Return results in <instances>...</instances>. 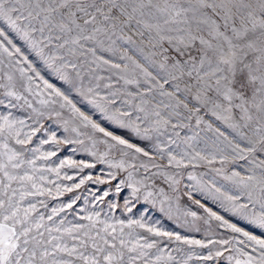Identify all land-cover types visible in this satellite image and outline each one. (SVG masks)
Wrapping results in <instances>:
<instances>
[{"label": "snow or ice", "instance_id": "6c2138e0", "mask_svg": "<svg viewBox=\"0 0 264 264\" xmlns=\"http://www.w3.org/2000/svg\"><path fill=\"white\" fill-rule=\"evenodd\" d=\"M133 37L139 38V44L123 47L136 45ZM118 41L122 42L120 46ZM130 52L147 65L129 55ZM0 53L7 54L10 63L18 66L21 78L28 82L26 91L41 97V105H58L69 112L71 120L78 122L72 129L78 136L81 127L91 129L89 138L93 146L98 139L95 134L99 133L104 138L99 142L107 145L109 151L117 149L122 157L132 161L138 156L151 159L148 150L106 125L131 131L141 140H151L154 133L160 134L169 127L178 137L180 133L176 130H191V121L195 118L197 128L203 124L228 142L232 161H246L248 165L246 175L238 171L228 175L223 168L215 169L242 190L239 195L225 193L214 182L203 189L208 196L219 200L238 222L229 221L200 204L220 227L242 239L236 236L206 242L188 239L157 224L146 223L143 216L138 220L112 223L110 217L100 219L97 212L78 217L79 221L87 223L69 221L67 217L57 221L61 212L73 209L79 197L53 207L47 216L40 211L41 207H48L43 198L71 192L79 188L84 179L64 185L49 180L44 173H55L59 177L62 168L77 161L61 160L56 168L38 169L36 161L47 160L56 155V151L33 148L29 150L33 158L29 159L23 147L17 150L9 142L20 146L31 143L42 125L35 127L23 119H13L10 114L2 115L0 264H187V260L177 259L159 246L162 241L155 238L161 237L201 248L229 245L235 240L245 248L250 247L254 254L237 249L246 258L237 260L236 264H264V0H0ZM117 53L124 63L110 58ZM153 67L155 72L149 70ZM85 68L94 74L87 85ZM110 69L115 70L112 75L116 80L113 82L111 75L107 77L108 82L103 85L106 91L102 92L99 81L105 77L95 73ZM7 80L8 84H0L4 95L21 100L12 83L13 77L8 75ZM121 81L123 85L117 87ZM155 92L168 102L161 99L153 103ZM24 103L32 107L28 100ZM161 106L170 109L167 115L162 113ZM205 116L227 125L234 137L229 139L218 128L213 129ZM48 143L83 141L59 140L53 132L50 139L40 141L41 146ZM173 143L175 141L169 139L168 144ZM156 151L163 158L166 149L157 144ZM89 154L107 164L109 169L127 171L136 167L127 159L108 160V153L97 156L93 151ZM167 156L168 165L175 168L189 164L196 167L201 160L212 164L219 159L221 165L229 160L228 154L217 156L203 150L191 155L187 151L179 154L168 151ZM78 163L95 167L85 161ZM140 166L146 170L149 167L147 163ZM154 175H164L170 186L180 183L167 173ZM107 176L109 181L117 179L116 172H109ZM72 178L65 175V179ZM188 179L199 185L193 173L188 174ZM125 187L130 192L124 197V207L131 212L133 201H138L141 193V186L132 181L131 172L127 180L120 179L116 183V196H120ZM110 191H105L103 196L107 197ZM159 192L164 195L163 188ZM153 195L146 191L144 200L148 201ZM187 195L191 199V194ZM163 204L162 201L161 212L165 211ZM108 207L115 209L117 205L109 203ZM190 215L196 217L195 212ZM125 228L129 229L127 233ZM137 228L154 238L140 235L135 231ZM222 255L223 251L217 249L214 255L210 250L199 258L210 261ZM228 260L231 264L232 257Z\"/></svg>", "mask_w": 264, "mask_h": 264}, {"label": "rangeland", "instance_id": "374dc122", "mask_svg": "<svg viewBox=\"0 0 264 264\" xmlns=\"http://www.w3.org/2000/svg\"><path fill=\"white\" fill-rule=\"evenodd\" d=\"M133 39L136 40V45H123V47H136L139 44V38L133 37ZM17 43H19V41H17ZM121 43L122 42L118 41V46H120ZM145 54H147V49L145 50ZM104 55L108 57L107 53H104ZM129 55H133L134 58L140 59L141 63L147 65V62L143 61V59L136 54L130 52ZM110 58L117 63L125 62L119 59V53ZM17 68V65L10 63L7 54L0 53V84H8L7 76L11 75L13 77L12 83L15 85V91L22 97L19 101L6 97L4 95V89L0 88V101L4 102V104H0V116L10 114L13 119H23L29 125L35 127H40L42 125V127H40V131L33 136L31 143L25 146H20L16 145L14 141H10V145L17 150H20L23 147L25 155L29 159L33 158V153L29 151L33 148L39 147L41 148V151H56V155L49 157L47 160L38 159L36 161L38 169H43L45 167L56 168L59 166L61 160L77 161V164H67L62 168L59 177H57L55 173L45 172L44 175L51 181H56L57 183L64 185H72L78 183L80 179H84V183L81 184L79 188H74L71 192L65 191L63 195L55 198H43L46 200L48 207H41L40 211L43 212L45 216L51 214V209L53 207H57L60 204H66L73 198L79 197L73 209L61 212L60 215L56 217L57 221L63 217H67V220L69 221L87 223V221H79L78 217L98 212L100 213V219L110 217L109 222L112 223L119 220L125 222L129 219L138 220L143 216L146 223L157 224L160 228L166 231L178 233L182 237L188 239L205 242L208 239L224 240L236 236V234H233L229 230L220 227L219 222L214 218H210L208 213L204 211V208L200 207V204H203L206 208L223 216L225 219L238 222L236 221V217L224 210L219 200L214 199L212 196H208L203 190L209 188L214 182L215 186L224 190L225 193L239 195L242 190L234 185L232 181L224 179V173L230 175L232 171H238L241 175L247 174L245 172V168L248 167L247 162L232 161L231 151L227 147L228 142L224 140L223 137L218 136L216 131L207 129L203 124L197 128L195 126V118H193L191 121V130L189 128L176 130L180 133L178 137L173 135V130L169 127L167 131H163L160 134L154 133L151 140H141L131 131L121 130L115 125H106L109 130L123 135L126 139L148 150L152 157L149 159V157L138 156L135 161H132L130 158L122 157L117 149L109 151L107 145L99 142V139H104L99 133L95 134L98 139L95 146H93V141L89 138L92 135L91 129L81 127L79 129L81 135L78 136L77 133L72 130L78 122L72 121L69 112L66 109H60L58 105H41L39 103L41 97L30 95L26 91L28 82L21 78V74ZM149 70L155 72L156 69L153 67ZM114 71L115 70L111 69L104 71L98 70L97 73H95V75L105 77L104 80L99 81L101 85L100 90L102 92L106 91L103 88V85L108 82L107 77L111 75L113 82H115L116 77L112 75ZM45 75L47 76V74ZM91 75L94 74L89 73L87 68H85L86 85L89 83ZM48 78L51 79V77ZM92 83L95 84L96 81L92 80ZM122 85L123 81H121L117 87ZM130 90L135 91V88H130ZM153 95L155 96V100L152 101L153 103H159L161 99L165 100V103L168 102L167 98L160 97L158 92L153 93ZM44 98H47L46 94ZM25 99L31 103L32 107H28V105L24 103ZM9 103L13 106H4ZM81 107L88 110L87 106L81 105ZM33 109H36V111L34 112ZM161 111L163 114L167 115L170 109L161 106ZM57 112L60 113L59 116L56 115ZM205 120L212 123L213 129L218 128L219 131L228 135L229 139L234 137V133L227 127V125L215 121L214 118L210 116H205ZM66 121L67 124L65 123ZM184 122L188 123V121ZM65 128H67V131ZM25 130L27 131L28 129ZM53 132L56 133V137L59 140H79L83 141V143H48L41 146L40 141L50 139ZM188 137L194 138L188 139ZM169 139L175 141V143L169 145ZM157 144L166 149L163 158H161V153L156 151ZM177 145L179 147H177ZM73 149H75V151H73ZM221 149L224 150L223 153L220 152ZM201 150L206 153H214L217 156L228 154L229 160L223 165H221L219 159L212 164H209L205 160H201L197 163L196 167H192L191 164L182 168L170 167L168 165V151H174L178 154L187 151L191 155L194 154V151ZM93 151L97 153V156L108 153L107 159L111 161H118L122 158L127 159L130 164L134 163L136 167L128 168L127 171L109 169L107 164L98 162L96 157L89 154ZM79 161L93 163L95 164V167H83L78 163ZM142 163H147L149 165L147 170L140 166ZM153 165H160V167H153ZM81 168L82 171L80 170ZM218 168H223L224 173H217L215 169ZM109 172H116L117 179L109 181L107 176ZM129 172L132 173V181L138 182L141 186L140 199L138 201H133V210L131 212L126 211L124 207V197L128 195L130 189L125 187L124 192L121 193L120 196H116L115 194L116 183L120 179L127 180ZM161 172L167 173L169 176H175L180 183L178 185L170 186V181L166 180L164 175H154V173ZM177 173L179 175H177ZM189 173H193L196 176L199 185H197L196 181H190L188 179ZM37 175H39V172ZM65 175L72 176L73 178L71 180L65 179ZM89 175L92 177L91 179L87 178ZM161 188L164 189V195H161L159 192V189ZM174 188L178 189V191H175ZM108 190H111L110 194L107 197H104L103 193ZM146 191L154 193L148 201L144 200V193ZM187 193L191 194V199H189ZM177 197L179 198L177 199ZM153 201H155V205L153 204ZM162 201L164 202V212L159 210ZM196 201H199L200 203L197 204ZM109 203H115L117 207L115 209H110L108 207ZM191 212L196 213L195 218L190 215ZM124 231L127 233L129 229L125 228ZM135 231L142 236H149V234L143 229L137 228ZM257 234L259 235V233ZM153 238L154 237L149 236V239ZM155 239L162 241L159 245L160 247L166 248L167 251L177 257V259L187 260V264H230L228 260L229 256L232 257L231 264H236L237 260H243L246 258L241 256L240 251H237V249L253 254L250 247L245 248L244 245L236 243L235 240L229 245L221 246L216 244L201 248L196 245L180 243L174 239L168 240L166 237ZM236 239H242V237L236 236ZM177 249L180 250L177 251ZM217 249L223 251L221 257L214 258L210 261H204L199 258L200 256L207 255L210 250L214 255Z\"/></svg>", "mask_w": 264, "mask_h": 264}]
</instances>
